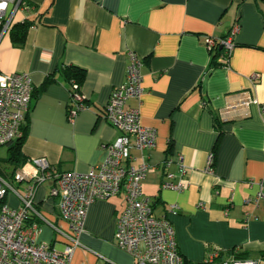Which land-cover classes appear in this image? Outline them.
Returning a JSON list of instances; mask_svg holds the SVG:
<instances>
[{
  "label": "crops",
  "instance_id": "1",
  "mask_svg": "<svg viewBox=\"0 0 264 264\" xmlns=\"http://www.w3.org/2000/svg\"><path fill=\"white\" fill-rule=\"evenodd\" d=\"M25 2L32 11L18 13L15 21L31 22L23 42H14L10 33L0 40V73H24L32 86L23 157L44 158L56 173H87L99 165L102 145L119 136L103 112L112 90L124 83L127 54L133 52L142 60L143 94L127 107L138 108L141 124L157 131L156 146L147 152L150 169L141 182L154 215L171 222L184 264H202L213 251L227 259L232 249L259 258L264 202L251 199L264 173V2ZM236 23V46L223 68L220 51H207L204 40L225 37ZM70 66L85 71L80 88L85 106L72 120L69 84L62 74ZM252 75L258 76L255 81ZM247 100L252 103L238 106ZM209 153L214 154L211 172L206 171ZM179 155L186 166L183 174L175 163ZM165 161L171 164L163 167ZM168 171L183 181V190L161 188ZM50 187L47 182L37 189L36 207L67 232L59 198L48 195ZM8 201L16 203L12 197ZM123 209V195L89 206L70 264H134L115 245ZM36 240L58 252L68 245L42 223Z\"/></svg>",
  "mask_w": 264,
  "mask_h": 264
},
{
  "label": "built area",
  "instance_id": "2",
  "mask_svg": "<svg viewBox=\"0 0 264 264\" xmlns=\"http://www.w3.org/2000/svg\"><path fill=\"white\" fill-rule=\"evenodd\" d=\"M31 11V6L25 0H0V40L10 33L18 13ZM238 32L239 25L236 23L225 37H206L204 40L207 51H220L218 65L223 68L228 67ZM141 69L142 60L129 52L125 81L112 90L103 112L104 120L118 131L119 136L114 142L102 145L104 159L99 165L87 173H56L46 159L37 158L27 161L8 176L0 173V264H70L73 251L79 246L78 236L83 231L89 206L95 201H105L119 195H123L124 209L116 220V247L128 253L134 264H184L171 222L154 215L153 202L142 190L141 182L150 169L147 152L156 146L157 131L141 124L138 108L127 107L130 100H141ZM257 77L252 75L250 80L255 81ZM31 94L28 75L0 73V149L22 137L21 127ZM250 103L247 100L238 106ZM84 106L80 89L72 84L68 118L74 119ZM132 151L137 152L138 156L133 155ZM175 163L183 174L186 169L183 156L179 155ZM170 164V161H165L162 166L168 167ZM213 164L214 154L209 153L207 172L212 171ZM175 180L172 172H166L161 188L183 190V181ZM47 182L51 183L48 195L59 198L58 211L60 218L68 225L67 232L47 221L36 208V191ZM256 186L257 192L251 199L254 204L264 202V173ZM9 197L16 203H10ZM170 209L173 211L175 207L171 206ZM28 215L51 227L68 242L62 252L36 240L40 223L27 225ZM220 257L218 251L210 252L202 264H264L259 258L239 260L228 257L220 260Z\"/></svg>",
  "mask_w": 264,
  "mask_h": 264
},
{
  "label": "trees",
  "instance_id": "3",
  "mask_svg": "<svg viewBox=\"0 0 264 264\" xmlns=\"http://www.w3.org/2000/svg\"><path fill=\"white\" fill-rule=\"evenodd\" d=\"M252 1H254V3L256 4L264 2V0H252ZM30 25H31L30 21H24L23 23H19L17 25L14 24L10 31L11 39L16 43L23 42L26 30L29 28ZM62 74L64 75L65 79L68 81L70 92L72 91V84L77 85L79 89L81 88V85L85 78V71L83 69H80L75 66H70L65 68ZM21 130H22V137L7 147V153H8L7 163L9 167H11V171L9 173H5V171L0 169V173L6 176L15 172L17 169L22 167L27 162V160L23 157L21 153V148L26 137V128L23 126V124ZM152 208H154L153 203H152ZM33 223H40V222L33 215H28L27 225ZM227 255L229 257H233L239 260H247L246 257H244V255L239 254L235 249L228 251ZM222 256L223 255L221 254V257ZM259 259L264 261V253H262L259 256Z\"/></svg>",
  "mask_w": 264,
  "mask_h": 264
},
{
  "label": "rangeland",
  "instance_id": "4",
  "mask_svg": "<svg viewBox=\"0 0 264 264\" xmlns=\"http://www.w3.org/2000/svg\"><path fill=\"white\" fill-rule=\"evenodd\" d=\"M7 158H8V153H7L6 147H3L0 149V167L3 169V171H5V173H9V171L11 170V167H9L7 163ZM246 259L254 260V259H257V257H249Z\"/></svg>",
  "mask_w": 264,
  "mask_h": 264
}]
</instances>
